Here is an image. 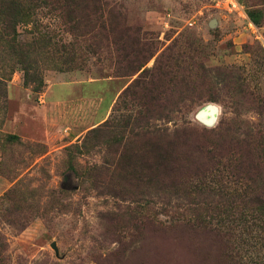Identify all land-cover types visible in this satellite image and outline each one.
Returning a JSON list of instances; mask_svg holds the SVG:
<instances>
[{
	"label": "rangeland",
	"instance_id": "374dc122",
	"mask_svg": "<svg viewBox=\"0 0 264 264\" xmlns=\"http://www.w3.org/2000/svg\"><path fill=\"white\" fill-rule=\"evenodd\" d=\"M108 1L0 38V264H264V0Z\"/></svg>",
	"mask_w": 264,
	"mask_h": 264
},
{
	"label": "trees",
	"instance_id": "16d2710c",
	"mask_svg": "<svg viewBox=\"0 0 264 264\" xmlns=\"http://www.w3.org/2000/svg\"><path fill=\"white\" fill-rule=\"evenodd\" d=\"M109 4L108 0H0V38L6 43L11 42L16 44V36L18 35L17 24L25 20L24 17L28 14L25 12L26 10H31L33 7L37 8V6L49 7L51 10H58L59 13L71 23L70 29L75 30L78 27H82L85 30V33H87L90 31V28L96 19V14L100 10L108 7ZM77 24L80 25L76 26ZM9 49L11 50L10 53H13V56L17 57L20 55L19 53L17 54V52L15 53L13 46H9ZM19 62L22 65L26 81L34 82L35 88H38L36 87L39 83L38 78L33 77L32 73L29 71L31 65L27 59V51L24 52V58ZM62 62L66 63L65 59ZM147 76L149 77L148 71L144 69L139 73L134 84L141 85V83H145L143 77ZM3 83V77L0 76L1 87ZM251 144L262 146V139L259 138L257 141H252L250 139L234 141L231 149L235 147L238 148L236 152L243 153L240 146L244 145L247 147ZM218 148L223 150L221 149V146ZM240 165L242 166V162ZM235 167L238 169V165H235ZM249 201L263 210L260 214L264 215V199L257 195L251 197ZM220 205L228 207L232 206L229 200L226 203L222 202ZM228 235L229 237L232 236L231 234Z\"/></svg>",
	"mask_w": 264,
	"mask_h": 264
},
{
	"label": "built area",
	"instance_id": "2783aa9c",
	"mask_svg": "<svg viewBox=\"0 0 264 264\" xmlns=\"http://www.w3.org/2000/svg\"><path fill=\"white\" fill-rule=\"evenodd\" d=\"M225 2L231 3V4H232V6H234V5H235V0H225Z\"/></svg>",
	"mask_w": 264,
	"mask_h": 264
},
{
	"label": "water",
	"instance_id": "95a60500",
	"mask_svg": "<svg viewBox=\"0 0 264 264\" xmlns=\"http://www.w3.org/2000/svg\"><path fill=\"white\" fill-rule=\"evenodd\" d=\"M204 112H205V111H204ZM211 120H212V118H211V119H209V120H207V122L209 123Z\"/></svg>",
	"mask_w": 264,
	"mask_h": 264
}]
</instances>
